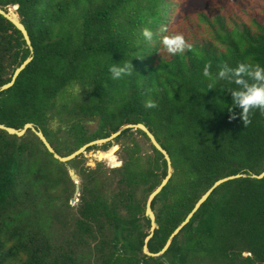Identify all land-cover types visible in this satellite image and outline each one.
<instances>
[{
  "label": "trees",
  "instance_id": "trees-1",
  "mask_svg": "<svg viewBox=\"0 0 264 264\" xmlns=\"http://www.w3.org/2000/svg\"><path fill=\"white\" fill-rule=\"evenodd\" d=\"M0 8L15 10L33 47V60L0 93L1 125L33 124L66 157L143 124L168 153L173 174L152 203L149 252L164 249L217 181L246 176L216 188L156 259L143 252L146 202L168 166L143 132L114 139L124 147L121 167H110L113 155L78 171L82 155L63 164L33 132L0 130V264H264V178H251L264 172V111L240 118L231 92L243 86L232 71L216 79L222 66L246 64L240 78L251 83L254 67H264V0H0ZM166 35L188 47L168 54ZM30 56L0 15V86ZM115 64L128 74L113 79ZM69 167L81 180L76 209Z\"/></svg>",
  "mask_w": 264,
  "mask_h": 264
},
{
  "label": "water",
  "instance_id": "water-1",
  "mask_svg": "<svg viewBox=\"0 0 264 264\" xmlns=\"http://www.w3.org/2000/svg\"><path fill=\"white\" fill-rule=\"evenodd\" d=\"M0 15L2 17H4L7 21H9L23 36L24 41L26 42V45L28 46L31 56L28 57L21 65L20 67H18L15 72L12 75L11 81L8 82L5 85L0 86V93L4 92L8 89H10L16 79L18 78V76L21 74V72H23L26 67L29 65V63L33 60V47L31 44V40L29 38L28 32L25 29L24 25L20 22L19 18L17 15H13L11 14L9 11L3 10L0 8ZM0 130L6 132L7 134L11 135V136H16L18 138L23 137L28 131L33 132L38 139L42 142V144L44 145V147L47 149V151L52 154V156L54 157V159H56L57 161L63 163V164H67L68 162L74 160L75 158H77L78 156L86 153V150L92 146L95 145H102L108 142L113 141L114 139H116L117 137H119L124 131L126 130H139L141 132H143L147 138L149 139L150 143L153 145V147L159 151L163 156L164 159L167 162V166H168V174L166 176V178L164 179V181L162 182V184L148 197L147 202H146V212L145 215L146 217L150 220L151 223V228H150V234L149 236L145 239V245L143 248V252L146 256L151 257V258H156L159 259L162 257V255L168 250V248L171 245V242L173 240V238L175 236H177L179 234V232L186 226L188 225V223L190 222V220L192 219V217L194 216V214L200 209V207L207 201V199L210 197L211 193L218 188L219 186H221L222 184L235 180V179H239V178H244L246 177L245 175H235V176H230V177H226L224 179H221L219 181H217L203 196L202 198L197 202V204L195 205L194 209L192 210V212L187 216V218L184 220V222L173 232V234L171 235L170 239L168 240L167 244L165 245L164 249L162 251H160L157 254H153L151 252H149L147 244L148 242L152 239L153 234L155 229L158 228V225L156 223V216L155 213L152 210V203L155 199L156 196H158L161 191L163 190V188L168 184L169 180L172 177L173 174V168H172V163H171V159L168 155V153L160 146V144L157 142V140L155 139L154 135L147 129V127H145L143 124H129V125H125L122 128H120L116 133H114L113 135H111L109 138L106 139H101V140H96L93 141L89 144H86L85 146H83L82 148L78 149L77 151H75L73 154L66 156V157H62L60 156L58 153L55 152L54 148L50 145V143L47 141V139L45 138V136L43 135V133L38 130L33 124H26L22 129H14V128H9L6 127L4 125L0 124ZM118 151V148H114L113 150H110L108 152L105 153H101L98 152L99 156L101 154H103V158L100 159L101 161L103 160H107L109 157L115 155V153ZM110 167L112 169L115 168H119L121 167V163H111ZM251 178L253 179H258L261 180L264 178V172L261 173L260 175H252ZM73 181L76 182L77 184V190H79L78 187V179L75 176H72Z\"/></svg>",
  "mask_w": 264,
  "mask_h": 264
},
{
  "label": "clouds",
  "instance_id": "clouds-1",
  "mask_svg": "<svg viewBox=\"0 0 264 264\" xmlns=\"http://www.w3.org/2000/svg\"><path fill=\"white\" fill-rule=\"evenodd\" d=\"M144 39L151 41L153 33L148 28H145L142 32ZM161 45L164 51L168 54H180L188 47L184 38L181 35H166L161 40ZM254 73L251 74L253 82L248 83L244 79H241V74L248 70V65L238 64L235 69H229L227 65L222 66L216 74L217 80H223L227 72L232 71L234 76V83L236 85H242L243 88L236 89L231 92L233 98V106L239 107V117L246 118L248 113L254 109L264 111V67L255 66ZM110 72L113 79H119L122 75L128 74L129 66L114 65ZM204 76L209 75L207 68L204 69ZM146 107H155L154 103L148 101ZM230 112H234V107L229 108Z\"/></svg>",
  "mask_w": 264,
  "mask_h": 264
},
{
  "label": "rangeland",
  "instance_id": "rangeland-1",
  "mask_svg": "<svg viewBox=\"0 0 264 264\" xmlns=\"http://www.w3.org/2000/svg\"><path fill=\"white\" fill-rule=\"evenodd\" d=\"M12 9V8H11ZM9 9V12H14L15 15L16 12L14 9ZM10 12V13H11ZM91 128V131H94L96 126L93 124L92 126L90 125L89 126ZM137 142L139 144V146L142 148V152L147 154V152L149 151V144L143 139V138H140V137H137ZM108 143H111V147L105 151V148H103L102 146L107 144H102V145H95V146H92L90 148H93V147H96L95 149H92L90 151H88V149L86 150V153L82 154V158L81 160L76 164V168L78 169V171H80L82 168H95L99 163H108L109 161L107 160H103L101 161L100 159H98V152H101V153H105V152H108L110 150H113L114 148H118V151L115 153L114 156H116L114 162L116 163H121V166L123 164V160L125 158V152H124V147L123 145H116L114 144V140L111 141V142H108ZM111 164V163H109ZM69 175L70 177L72 176H75L77 179H78V186H79V191L76 190L75 192V195L73 196L72 198V201H70V206H72L74 209L77 208V205H78V198H79V195H80V185H81V180L79 178V176L77 175V170H74L72 168L69 167ZM76 185V182L74 183ZM74 201V202H73ZM73 210V209H72ZM76 211L73 210V214L72 216H74ZM85 253V252H84ZM92 264H94L93 262H91Z\"/></svg>",
  "mask_w": 264,
  "mask_h": 264
}]
</instances>
